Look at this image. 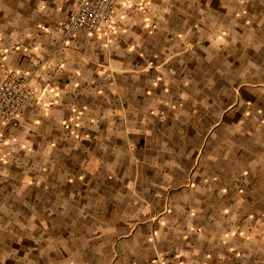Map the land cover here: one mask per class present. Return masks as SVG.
<instances>
[{
	"label": "crops",
	"instance_id": "0c3cea01",
	"mask_svg": "<svg viewBox=\"0 0 264 264\" xmlns=\"http://www.w3.org/2000/svg\"><path fill=\"white\" fill-rule=\"evenodd\" d=\"M74 0H0V264H264V0H143L59 33Z\"/></svg>",
	"mask_w": 264,
	"mask_h": 264
},
{
	"label": "built area",
	"instance_id": "2783aa9c",
	"mask_svg": "<svg viewBox=\"0 0 264 264\" xmlns=\"http://www.w3.org/2000/svg\"><path fill=\"white\" fill-rule=\"evenodd\" d=\"M142 3L143 0H74L59 33L63 41H68L79 31L88 35L101 29L111 32L128 13L141 7ZM41 65L40 60H35L28 71L6 69L0 81V144L5 141L4 129L16 122L23 107L32 104L29 81L31 74L38 71Z\"/></svg>",
	"mask_w": 264,
	"mask_h": 264
}]
</instances>
